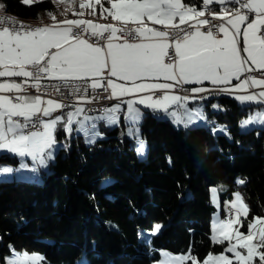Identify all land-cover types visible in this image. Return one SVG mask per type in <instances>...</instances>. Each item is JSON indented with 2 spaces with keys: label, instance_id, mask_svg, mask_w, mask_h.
Segmentation results:
<instances>
[{
  "label": "snow or ice",
  "instance_id": "obj_1",
  "mask_svg": "<svg viewBox=\"0 0 264 264\" xmlns=\"http://www.w3.org/2000/svg\"><path fill=\"white\" fill-rule=\"evenodd\" d=\"M33 2L22 0L25 5ZM97 5L101 17H110L111 22L82 18L84 10L95 16ZM213 5H219V11ZM4 7L0 4V9ZM74 15L81 18L57 21L49 12L53 23L38 27L0 15V78H9L0 81V150L30 156L46 166L54 158L58 124L68 134L73 124L83 130L88 121L97 119L118 124L120 103L101 109L99 117L86 114L83 104L98 100L89 95L98 89L108 93L107 99L134 97L125 101L126 119L131 123L128 135L136 139L141 156L145 141L138 125L144 113L137 105L169 115L185 129L200 120L208 122L202 110L187 108L189 101L208 98L195 94L225 93L241 103L264 105V0H201L200 7L184 0H79ZM234 80L238 83L233 84ZM205 81L213 87L183 89L189 95L175 92L178 86ZM29 88L37 94H29ZM65 92L75 102L52 98L53 93L63 97ZM173 106L176 110L170 111ZM212 107L223 110L219 105ZM68 108L72 110L66 115H54ZM253 123L264 124V112L250 116L241 126ZM95 127L93 123L89 129V144L102 135ZM38 128L42 130L25 131ZM209 130L212 135H230L223 125ZM12 171L0 168L2 173ZM233 196L225 202V218H217L212 225L211 240L226 244L223 252L209 253L203 261L191 251L177 256L165 253L169 260L162 264H264V217L249 219L243 196L239 192ZM245 223L247 231H242ZM161 227L155 224L153 234ZM42 259L24 254L8 264H41Z\"/></svg>",
  "mask_w": 264,
  "mask_h": 264
},
{
  "label": "trees",
  "instance_id": "obj_2",
  "mask_svg": "<svg viewBox=\"0 0 264 264\" xmlns=\"http://www.w3.org/2000/svg\"><path fill=\"white\" fill-rule=\"evenodd\" d=\"M184 2L201 6V0ZM0 4L31 20L55 9L52 0ZM202 106L211 123L189 129L147 110L140 124L144 159L123 125L106 127L93 144L58 130V141L71 138L40 174L42 182L0 181V264L13 249L40 253L41 264H154L162 250L191 251L203 261L222 252L226 244L211 240V188H218L222 204L243 193L249 219L264 217V127L240 130L253 106L229 95L211 96ZM217 125L230 135H212L209 128ZM15 161L0 155V165ZM155 224L162 227L153 234Z\"/></svg>",
  "mask_w": 264,
  "mask_h": 264
},
{
  "label": "crops",
  "instance_id": "obj_3",
  "mask_svg": "<svg viewBox=\"0 0 264 264\" xmlns=\"http://www.w3.org/2000/svg\"><path fill=\"white\" fill-rule=\"evenodd\" d=\"M108 5L107 4H105V7H107ZM0 10H2V9H0ZM74 11H79V0H77V3L76 4H69L68 2H67V0H65V2H63V3H55V9H54V11L52 12L53 14H55L56 15V19H57V21H61V20H64V19H78V18H81V17H78V16H76V15H74ZM85 11V15H84V17H82L83 19H92L93 21H95V22H97V23H108V22H111V18L109 17V19L108 20H104L102 17H101V15H100V7L97 5L96 6V15L95 16H90V15H88L87 13H88V10H84ZM61 13H64L63 15L61 14ZM40 20L43 22V25L44 24H52L53 23V21H52V19H51V17H49L48 16V13H44L43 14V16L40 18ZM5 79H9V78H0V81H2V80H5ZM14 79H16V80H19L20 78H14ZM113 79H115V78H113ZM117 83H123L122 81H116ZM159 82H164V81H159ZM235 83H238L237 81H233V84H235ZM184 87H185V89H190V88H193V87H206V88H212L213 87V85H211V83L210 82H208V81H205L202 85L201 84H185V85H183ZM256 91H259V89H256ZM176 94H178V93H176ZM190 93H188V92H185V94H183V95H189ZM204 94H207L206 96L209 98V97H211V96H216V95H227V94H225V93H218V92H210V93H202V94H195V95H204ZM230 96V95H229ZM231 97H233V96H231ZM134 97H132V96H125V97H123V98H121L120 100H117V99H114L115 100V102L110 106V107H112L113 105H115V104H117V103H120L121 104V108H122V115H118L120 118H121V120H122V125H123V127H122V125H120L119 126V124H116V125H111V124H108L105 120H103V119H97V120H95V121H88L87 123H86V125H85V127L83 128V130H81L80 128H79V126L78 125H76V124H73L72 125V128H73V131L70 133L71 135H73V134H76V135H82V136H84V139L87 141L88 140V132H89V129H90V127H91V125L93 124V123H95V131H98V132H100L102 135L100 136V137H97L96 138V140H98V139H100V138H103V136H104V129L106 128V127H111V128H113V127H122V132H123V134L125 135H127L128 137H130L127 133H126V130H127V127L129 126V123L128 122H126V121H129V120H127L126 119V111H127V104L125 103V101H127L128 99H133ZM207 98V99H208ZM238 101V100H237ZM241 105H251V106H253V111H252V113L255 111V112H264V105H260V104H255V103H241L240 101H238ZM202 103H203V100H199V99H197V100H194V101H189L188 103H187V108L188 109H191V110H193V111H195V110H197V109H199V110H202V112H203V115L204 116H206V114H205V112H204V110H203V106H202ZM137 107H139V108H141V110L143 111V113H144V115H145V113H146V111L147 110H149V109H147V108H145L143 105H137ZM212 109H214V110H217V109H215V108H212ZM172 110H176V107L175 106H173V108L172 109H170V111H172ZM71 111V110H70ZM149 111H151V110H149ZM184 110L183 109H180L179 110V112H183ZM152 112V111H151ZM157 117H160V118H168V119H170V120H172L173 122H174V118L173 117H171V116H169V115H166V114H164V113H162V112H158V113H154ZM54 115H59V111L58 112H56V114H54ZM63 115H66V114H63ZM102 115V113L101 114H94V115H89V116H92V117H99V116H101ZM144 117V116H143ZM80 119H83V117H80ZM143 119V118H142ZM142 119L140 120V122H139V129H140V124H141V122H142ZM198 124H205V125H207V122L206 121H204V120H200V121H198L196 124H193L191 127H194V126H196V125H198ZM175 125L178 127V128H183L182 126H178L176 123H175ZM250 125H253V124H250ZM262 125V124H261ZM62 130V131H64L65 132V134L66 135H70V134H68V133H66V131H65V129H64V126H63V124L61 123V124H58L57 126H56V129H55V132H54V136L56 135V133H57V131L58 130ZM184 129V128H183ZM42 130V129H41ZM140 131H141V129H140ZM131 138V137H130ZM132 139V138H131ZM59 145L61 144L62 145V147H65V144L66 143H64V142H59L58 143ZM2 154H8V155H10V156H13L15 153H12V152H9V151H7V150H0V155H2ZM30 161V160H29ZM5 163V162H4ZM3 164V163H2ZM44 171V170H43ZM42 171V172H43ZM46 172V171H45ZM16 172H13V175H16L15 174ZM20 173H24V172H22V171H20ZM224 206V205H223Z\"/></svg>",
  "mask_w": 264,
  "mask_h": 264
},
{
  "label": "rangeland",
  "instance_id": "obj_4",
  "mask_svg": "<svg viewBox=\"0 0 264 264\" xmlns=\"http://www.w3.org/2000/svg\"><path fill=\"white\" fill-rule=\"evenodd\" d=\"M41 1V0H40ZM35 3V0L34 2ZM258 112H253V113H250L249 116L245 119H243L241 122H240V130L242 131H247L249 129H252V128H263L264 127V124H260V123H253V125H247L246 127H242V122L246 119H248L250 116H255ZM56 114V113H54ZM59 115H62V110L59 111ZM129 123V126L127 127V130H126V133L128 134L129 132V129L131 127V123L130 121H126ZM119 126L122 125V120L121 118L119 117ZM111 125H116V124H111ZM205 124H198L196 126H202ZM209 125V124H208ZM195 126V127H196ZM139 127V126H138ZM141 131L139 129V136L141 137ZM59 134L55 135V140H56V144L53 146V149H52V155H53V159H48L47 160V163H46V166H43V165H40L37 161H33V159L30 157V156H19L17 154H14L13 157H16L17 161L15 162H5L3 164L0 165V168H4V167H7V168H11L13 169L12 172L10 173H2L0 172V181L1 180H14V179H22V180H30V181H35V182H42V178H41V173L42 171H49L50 169V164L52 161H54L55 159V156L56 154L60 151L62 145L58 144L59 142H64L66 143L65 146L68 145L69 143V140L71 138V136H69L68 138H62L60 141H58L59 139ZM130 136V135H129ZM131 137V136H130ZM133 139V141L136 143V149H137V141L136 139H134L133 137H131ZM69 150V147L67 148V151ZM147 145H146V142H145V147H144V152H143V155H138V157L140 159H144L146 158V155H147ZM66 151V152H67ZM65 152V153H66ZM137 152V151H136ZM30 160V161H29ZM23 165H26V167H22ZM33 169H35V171H33ZM20 171L24 172V173H20ZM13 172H16L15 174L16 175H13ZM239 180H241L239 178ZM213 188H216L217 189V192L216 193H213L211 191V204L214 206L215 208V211L213 213V217H212V221H211V231H212V225H213V222L219 218V219H222V215H221V212H222V207L225 209V202L227 201H231L234 199V196L228 200H226L224 202V204L221 203V200H220V197H219V193H218V188L216 186L212 187L211 190ZM243 198H244V202L246 203V200H245V197H244V194L239 192ZM214 197L216 198V200L219 201V207L217 206V203L215 202L214 200ZM247 204V203H246ZM224 205V206H223ZM161 225V224H160ZM226 247V245H225ZM224 247V248H225ZM224 251V250H223ZM222 251V252H223ZM165 253L167 254H170L171 256H177V255H181V254H186V253H180V254H177V253H173L171 251H168V250H162L161 251V258L156 261L154 264H162L163 261H167L169 260V257L165 255ZM221 253V252H220ZM24 254H27L28 256H39V257H42L43 256L40 254V253H36V252H28L26 250H23V251H17V250H12L11 254H9L8 256H6V259H5V264H8V261L11 260V259H15L17 256H23ZM213 254H219V253H213ZM231 255V254H229ZM43 260V259H42ZM42 260H41V263H42Z\"/></svg>",
  "mask_w": 264,
  "mask_h": 264
},
{
  "label": "built area",
  "instance_id": "obj_5",
  "mask_svg": "<svg viewBox=\"0 0 264 264\" xmlns=\"http://www.w3.org/2000/svg\"><path fill=\"white\" fill-rule=\"evenodd\" d=\"M157 27H160V26H157ZM255 74L256 75H259V73H255ZM45 83H55V82L45 81ZM183 89H185L184 86H182V88L180 86H178L175 89V92L178 93V94H180V95H183V94H185V91ZM29 94L36 95L37 93H36L35 89L29 88ZM89 95L90 96L91 95H96V96L99 97L98 100H94L91 103H85V104H83V107L85 108V112L88 113V114H90V115L93 114V113H95V112H101L100 111L101 109H103L105 107H110L115 102L114 99H107L106 98L107 95H108V93L105 92L103 89H98L95 93H92L90 91L89 92ZM52 98L57 99V100L64 99L66 102H75V101H73V98L67 94V92H65V94H64L63 97H61V96L56 95L55 93H53ZM68 111H70V108L63 109L62 110V115L63 114H66ZM122 114H123L122 112L118 113V115H122ZM28 130H41V129H39V128L38 129H27L25 131H28ZM227 211H228L227 208H225V212L222 213V219L225 218Z\"/></svg>",
  "mask_w": 264,
  "mask_h": 264
},
{
  "label": "bare ground",
  "instance_id": "obj_6",
  "mask_svg": "<svg viewBox=\"0 0 264 264\" xmlns=\"http://www.w3.org/2000/svg\"><path fill=\"white\" fill-rule=\"evenodd\" d=\"M0 15H2V16H9V17H12V18H14L17 22H23L24 24L29 25V26H31V27H38V26H42V25H43V22H42L41 20H31V19L20 18V17H18V16L11 15V14L5 12V11H2V10H0ZM204 95L206 96L207 94H204ZM70 110H72V109L70 108ZM101 113H102V112H95V113H93V114H91V115H94V114H101ZM86 114H87V115H90V114H88V113H86Z\"/></svg>",
  "mask_w": 264,
  "mask_h": 264
}]
</instances>
